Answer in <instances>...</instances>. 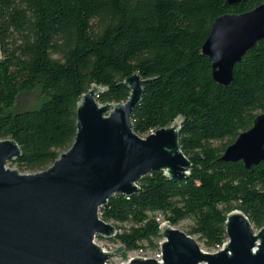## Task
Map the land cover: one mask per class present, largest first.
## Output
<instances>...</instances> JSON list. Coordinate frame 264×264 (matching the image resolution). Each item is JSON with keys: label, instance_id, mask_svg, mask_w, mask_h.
Returning a JSON list of instances; mask_svg holds the SVG:
<instances>
[{"label": "trees", "instance_id": "1", "mask_svg": "<svg viewBox=\"0 0 264 264\" xmlns=\"http://www.w3.org/2000/svg\"><path fill=\"white\" fill-rule=\"evenodd\" d=\"M263 2L0 0V139L18 144V171L46 169L70 148L77 103L92 84L106 88L100 104L123 103V81L138 73L146 82L131 114L133 131L143 136L180 117L178 143L191 168L178 182L152 171L133 195L111 196L98 210L122 230L111 240L125 252L154 246L162 238L156 213L170 226L190 219L187 234L208 250L224 244L234 209L263 227L264 161L245 168L219 158L264 113V37L234 66L228 87L212 80L211 60L201 53L217 17ZM33 89L40 105L11 112L16 97Z\"/></svg>", "mask_w": 264, "mask_h": 264}, {"label": "water", "instance_id": "2", "mask_svg": "<svg viewBox=\"0 0 264 264\" xmlns=\"http://www.w3.org/2000/svg\"><path fill=\"white\" fill-rule=\"evenodd\" d=\"M245 0H225L236 6ZM264 37V2L243 13L217 17L201 47L211 60L212 80L228 87L233 68ZM146 80L133 73L123 81L127 101L100 104L106 88L92 84L76 107V134L69 149L45 170L23 174L6 167L20 156L12 138L0 139V264H106L125 249L105 252L98 235L113 238L117 229L99 217V207L116 193L138 191L139 180L162 171L173 182L189 175L191 163L179 147L182 119L145 137L133 131L131 114ZM245 168L264 161V113L240 132L219 158ZM227 241L210 253L185 232L163 222L161 262L132 258L127 264H264V226L256 233L237 209L227 214Z\"/></svg>", "mask_w": 264, "mask_h": 264}, {"label": "rangeland", "instance_id": "3", "mask_svg": "<svg viewBox=\"0 0 264 264\" xmlns=\"http://www.w3.org/2000/svg\"><path fill=\"white\" fill-rule=\"evenodd\" d=\"M41 102H42V95L38 89H33L32 91H29V92H22L16 97L15 104L12 107L11 112H20L23 110L36 108L40 105ZM146 135H148V134H145L141 137H145ZM6 167H8L10 169L16 168V170L18 171L17 165L14 163V160L8 161L6 164ZM43 170H45V169H43ZM43 170L25 171V172H20V173L32 174V173L43 171ZM155 215H156V219L160 222V225L163 222H165V221H163V216L160 213H156ZM107 222L112 224L113 226H115V223L113 221H107ZM192 224H193V222L190 219H185V220L180 221L177 225H174L172 227L177 228V229H179V230H181L187 234L188 231L190 230V227ZM120 226L123 228L127 227V225H125V224H122ZM253 229H254L255 233L259 230V229L255 228L254 226H253ZM121 231H122L121 229L117 230V232H121ZM190 236L199 244V246L202 250L210 252V253L218 251L224 245L223 244L222 246H220L219 248H217L215 250H208L205 248L202 241L199 240L197 235H190ZM111 239L112 238H103V237H100L97 235L94 238V242H95V244L100 246L103 251L112 252L117 247H119L120 244L118 242L112 241ZM162 240H163V237L158 238V239H154V241H153L154 246H152V247L149 246L146 242H143V244H142L143 248H141V249L132 250V251H128V252H125V249H124L122 253L109 258L108 261L106 262V264H127L129 260H131L132 258H135V257L153 258V259H156L159 261V260H161L160 243L162 242ZM226 241H227V238H226L224 243H226ZM124 253H125V255L123 256Z\"/></svg>", "mask_w": 264, "mask_h": 264}, {"label": "bare ground", "instance_id": "4", "mask_svg": "<svg viewBox=\"0 0 264 264\" xmlns=\"http://www.w3.org/2000/svg\"><path fill=\"white\" fill-rule=\"evenodd\" d=\"M90 87H91V86H90ZM89 89H90V88H89ZM89 89H88V90H89ZM88 90H87V91H88ZM85 93H86V92H85ZM159 262H161V263H162V261H161V260H159Z\"/></svg>", "mask_w": 264, "mask_h": 264}, {"label": "built area", "instance_id": "5", "mask_svg": "<svg viewBox=\"0 0 264 264\" xmlns=\"http://www.w3.org/2000/svg\"><path fill=\"white\" fill-rule=\"evenodd\" d=\"M129 261H130V260H129ZM129 261H128V262H129Z\"/></svg>", "mask_w": 264, "mask_h": 264}]
</instances>
